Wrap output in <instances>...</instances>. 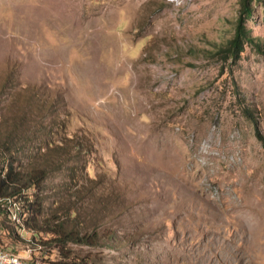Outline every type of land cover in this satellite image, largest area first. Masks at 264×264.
I'll return each instance as SVG.
<instances>
[{"label":"rangeland","instance_id":"374dc122","mask_svg":"<svg viewBox=\"0 0 264 264\" xmlns=\"http://www.w3.org/2000/svg\"><path fill=\"white\" fill-rule=\"evenodd\" d=\"M241 2L0 0V89L52 94L58 136L92 146L50 172L45 212L94 242L34 244L51 236L16 226L12 200L0 245L46 264L68 251L81 264H264V141L245 113L264 135V55H206L234 35Z\"/></svg>","mask_w":264,"mask_h":264},{"label":"trees","instance_id":"16d2710c","mask_svg":"<svg viewBox=\"0 0 264 264\" xmlns=\"http://www.w3.org/2000/svg\"><path fill=\"white\" fill-rule=\"evenodd\" d=\"M256 1L264 7V0ZM241 3L234 35L226 42L216 44L214 50H207L206 55L236 63L247 44L264 55V39L254 35L248 26L254 7L249 0H242ZM7 86L4 84V88L0 89V209L3 203L12 200L23 203L19 215L13 214L9 206L3 210L10 219H14L16 226L32 230L34 238L42 234L51 236L39 242L33 239L34 244L54 243L61 251L66 250L68 242L93 244L92 235L69 229L66 220L58 216L60 214L46 213L42 194L51 171L62 168L68 156L81 157L91 152L92 146L80 135H68L69 140L58 136V127H55L57 98H51L52 94L45 93L43 96L38 88L33 87L6 89ZM5 89L7 94L3 96ZM6 100H9L7 104ZM245 113L255 121L258 136L264 141L258 119L250 109L246 108ZM81 168H84L83 164ZM62 256V259L49 264H81L69 251ZM42 264L46 263L42 261Z\"/></svg>","mask_w":264,"mask_h":264},{"label":"built area","instance_id":"2783aa9c","mask_svg":"<svg viewBox=\"0 0 264 264\" xmlns=\"http://www.w3.org/2000/svg\"><path fill=\"white\" fill-rule=\"evenodd\" d=\"M17 218V215H14ZM0 264H42L39 259L22 257L15 251L0 246Z\"/></svg>","mask_w":264,"mask_h":264},{"label":"bare ground","instance_id":"6f19581e","mask_svg":"<svg viewBox=\"0 0 264 264\" xmlns=\"http://www.w3.org/2000/svg\"><path fill=\"white\" fill-rule=\"evenodd\" d=\"M67 3V2H66Z\"/></svg>","mask_w":264,"mask_h":264}]
</instances>
